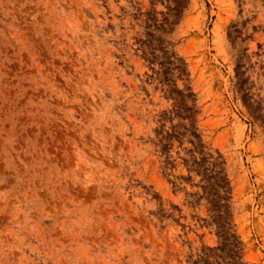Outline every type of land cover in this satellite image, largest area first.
<instances>
[{
	"label": "rangeland",
	"instance_id": "obj_1",
	"mask_svg": "<svg viewBox=\"0 0 264 264\" xmlns=\"http://www.w3.org/2000/svg\"><path fill=\"white\" fill-rule=\"evenodd\" d=\"M0 264H264V0H0Z\"/></svg>",
	"mask_w": 264,
	"mask_h": 264
}]
</instances>
